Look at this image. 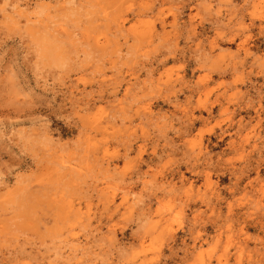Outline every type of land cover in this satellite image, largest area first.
I'll list each match as a JSON object with an SVG mask.
<instances>
[{"label":"rangeland","instance_id":"obj_1","mask_svg":"<svg viewBox=\"0 0 264 264\" xmlns=\"http://www.w3.org/2000/svg\"><path fill=\"white\" fill-rule=\"evenodd\" d=\"M0 264H264V0H0Z\"/></svg>","mask_w":264,"mask_h":264}]
</instances>
